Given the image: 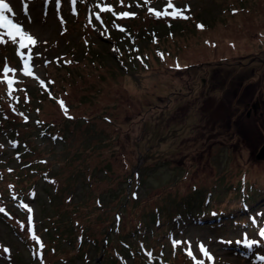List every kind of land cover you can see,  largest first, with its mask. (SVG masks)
<instances>
[{"label": "rangeland", "instance_id": "rangeland-1", "mask_svg": "<svg viewBox=\"0 0 264 264\" xmlns=\"http://www.w3.org/2000/svg\"><path fill=\"white\" fill-rule=\"evenodd\" d=\"M95 3L97 0H79L74 14L70 0H28L34 21L27 30L39 41L32 47L31 77L20 75L22 63L14 56L18 45L11 41L0 45V69L5 59L11 68L16 67V77L23 82L14 88L27 93L26 99L25 91H14L19 101H10L6 87L3 90L6 83L0 84V208L5 209L0 213V264H99L95 260L97 247L103 246L106 237L110 238L107 256L113 255L106 261L98 259L104 264H141L138 256L148 264H197V260L205 264H264L258 259L264 256V243L252 249L235 243L243 234L261 240L258 231L264 228V204L256 208L257 215L251 212L245 227L210 232L209 236L202 228L189 227L183 235L173 236L172 240L190 242L196 260L187 254L188 243L173 247L172 240L171 245L165 239L153 242L147 235L133 238V247L121 239L137 225L143 229L141 219L153 206L162 205L168 197L184 201L193 185L210 186L216 179L235 183L244 171L243 176L253 186L264 184V161L256 162L255 153L251 154L250 166H242L234 164L245 160L231 154L227 162L230 154L216 149L209 155L211 164L207 166L196 152L199 165L192 166L188 149L182 148L188 144L183 134L192 133L184 131L195 121V103L205 97L197 99L193 91L187 92L185 84L174 93L180 88V79L194 87L192 77L197 68L191 67L192 63H225L246 51L264 50L263 38L245 42L253 32H264V0H172L173 7L189 9L183 13L188 19H181L187 21L179 23L190 27L169 35L162 26L170 29L180 18L157 19L148 12L149 6L162 12L164 0H150V5L144 0H104L113 12H101ZM229 7L236 10L232 12ZM121 12L135 14L116 19L118 24L131 26V35L140 27L153 26V38L133 36L128 43L116 44L107 21L98 23L96 14L107 20ZM221 14L227 18L216 20ZM195 19L204 22L198 31L191 28L190 21ZM230 39L235 42L230 44ZM21 51L28 54L27 48ZM99 51L100 62L94 61L93 55ZM226 70V66H219L217 75L224 76ZM9 78H13L11 73ZM32 89L36 97L44 94L40 107L28 92ZM216 96H221L220 90ZM219 114L222 118L223 110ZM33 115L37 121L53 123L47 144L37 137L40 129ZM33 127L35 138L29 132ZM137 139L142 140L137 144ZM166 150L173 152L168 156L171 166L166 164ZM181 157L183 163L178 162ZM158 166L171 175H157L161 172ZM134 169L135 177L127 188ZM25 203L32 209L35 233L44 244L42 261L32 251L28 213L21 206ZM115 215L118 225L110 235ZM20 222L25 224L24 231ZM201 242L212 260L198 252ZM169 247L176 250L172 252ZM163 255L169 257L164 259Z\"/></svg>", "mask_w": 264, "mask_h": 264}, {"label": "flooded vegetation", "instance_id": "flooded-vegetation-1", "mask_svg": "<svg viewBox=\"0 0 264 264\" xmlns=\"http://www.w3.org/2000/svg\"><path fill=\"white\" fill-rule=\"evenodd\" d=\"M253 37L264 39V32H253L245 42H250ZM235 41L230 39L229 43ZM224 61L210 60L202 66H197L200 62L192 63L190 66L197 68L192 77L194 87L180 79V88L174 91L179 93L183 89L182 84H185L187 92L193 91L197 99L205 97L201 103H195V121L184 131L188 133L192 130V133L183 134L188 144H182V148L188 149V154L192 155L193 167L199 165L196 152H200L204 163L209 165V155L216 149L221 154L238 151L246 159L244 162L253 161L251 154L256 153L264 143V50L246 51L236 59ZM219 66L227 67L224 76L217 75ZM219 90L220 97L216 96ZM206 100L210 103L205 104ZM222 110L224 114L221 118L219 111Z\"/></svg>", "mask_w": 264, "mask_h": 264}, {"label": "trees", "instance_id": "trees-1", "mask_svg": "<svg viewBox=\"0 0 264 264\" xmlns=\"http://www.w3.org/2000/svg\"><path fill=\"white\" fill-rule=\"evenodd\" d=\"M228 9L232 12L236 10L231 7ZM219 18H227V15L225 16L224 14H221L219 17L216 15V20ZM84 19L86 21L87 17L84 16ZM186 21L187 20L176 19L173 21L174 23L170 26V29L163 25V32L169 35L182 31L186 29V27L183 28V24L179 22ZM190 22L193 23L191 28H194L196 31L200 29L198 25H203L204 23L202 19H195ZM115 24L116 23L112 22V20L108 22L110 33L114 36L117 44H124L123 42L126 41V43H128L133 36H144L145 38L150 37V39L153 38L151 35L155 30L153 26L147 28L142 27V30L140 29L135 35H131V26L128 23L123 22V24ZM119 28H123L126 31H120ZM173 29L175 31H173ZM101 53L102 52L100 51L99 55L95 53L93 55V60L100 62ZM7 63L9 62L7 61ZM13 68L15 69L16 67ZM33 91L34 90L32 89L30 92ZM43 96L44 94L42 93L37 95V97L32 94V97H34L33 99L35 100L36 97L38 100V107L43 104ZM33 116V120L37 121V116ZM37 122L38 126H36V128L40 129L37 133V137L43 144H47L46 139L49 138L48 135L51 132L53 123L45 122L43 120H38ZM29 132L32 137L35 138V128L33 127ZM206 189L209 190L204 192ZM227 195L230 196L227 197ZM208 196H210V198ZM262 202H264V184L253 186V184L249 183V181L243 176V173L240 174L238 181L235 183L223 182L221 179H216L210 186L200 185L196 187L194 185L193 190L185 197L184 201L174 200L168 197L164 200L162 205L153 206L148 210L149 212L146 214V217L141 219V222L144 223L143 229L139 230L140 226L137 225L135 231L122 234L121 239L123 241L125 240V243H131L134 247L132 241L133 238L135 239L140 236L146 238L148 235L151 236L150 240L153 242L165 239L170 243L173 236L181 235L182 231L189 227H198V229L202 228L207 234H210V232L218 233L224 230H234L239 227H245L249 224V212L258 207ZM262 212H264V210ZM118 219L119 217L113 225H118ZM109 242V237H106L105 241H103V248H101L100 255V257L102 256L103 261H106V259L110 257L109 255H113L109 254L107 256L106 253L107 244ZM121 249L120 246L119 251ZM138 257L141 264H148L141 256ZM101 262L102 261H100V263Z\"/></svg>", "mask_w": 264, "mask_h": 264}, {"label": "snow or ice", "instance_id": "snow-or-ice-1", "mask_svg": "<svg viewBox=\"0 0 264 264\" xmlns=\"http://www.w3.org/2000/svg\"><path fill=\"white\" fill-rule=\"evenodd\" d=\"M79 2V0H70V5L72 6L73 13L75 12V6ZM17 3H19L20 8L17 9L15 4H13L12 0H0V45H6L9 41L18 47L15 48L14 56H19L22 67L19 69L20 75L24 77H31L34 74V66L32 65V60L34 59V56L32 54V47H35L38 45L39 41L38 38L35 37L33 34H31L25 25L18 19V17L22 14L25 17L29 16L27 3L28 0H17ZM122 3V0H121ZM144 3L146 5H150V0H144ZM164 3L166 7L163 9V11H157L150 6L148 7L149 14H154L155 18H163V17H171L173 19L180 18V19H188L187 16H185L183 13L188 11L189 9L187 6L184 9H177L173 7L172 0H164ZM94 7L99 8L101 12H113V9L111 6H107L104 4V0H97V3L94 4ZM171 8L172 10L169 11L168 9ZM115 14V13H114ZM117 15L118 19H125L129 18L131 16H134V13L129 12H121ZM96 19L99 20L101 17L96 14ZM91 22V20H90ZM28 23H31V20H28ZM115 26V25H114ZM119 27V26H116ZM199 28H203V25H198ZM120 31H126L123 28H119ZM7 37V39H5ZM27 48L28 54L25 55L21 50ZM38 55V53L36 54ZM47 66V65H45ZM9 73L12 74L13 78H9ZM17 70L11 68L7 60L4 61V67L0 69V76L3 77V79H0V84L6 83V96L9 98L10 101L15 100L19 101L18 97L13 96L14 91H25V96L27 99V93L25 89H17L14 88V85L22 83L23 81L19 80L16 77ZM39 83L41 85L44 84L43 80H39ZM51 83V82H50ZM61 106L63 107V102L61 101ZM13 111H15V108L13 106ZM23 115V114H21ZM27 118L25 117V120ZM12 146L16 147V143L12 142ZM2 147V145H0ZM11 171V170H9ZM11 187V186H10ZM15 199V197H13ZM28 213L27 215V231L30 240L33 242V254L37 257H39L42 261V251L44 248V244L42 243L40 237H38L35 233L34 223H33V217L31 215L32 209L29 205L22 204L21 205ZM4 208H0V213L4 212ZM255 222V221H254ZM20 229L21 231L25 230V224L23 222H20ZM258 235L261 238L260 241H257L256 239L250 238L247 234L242 235V239L235 241L237 245H243L244 247L248 249H252L255 245L258 243H264V228H261L258 231ZM182 243H188L189 244V250H188V256L191 257L193 260H196V256L194 255L190 242L187 241H178V240H172L173 247H178ZM231 243V242H229ZM197 250L200 254H202L203 257L207 258V260H212L213 257L206 248V246L201 242L197 244ZM3 251L7 252L8 249H3ZM150 255V254H149ZM258 259L264 260V256H259ZM197 264H205L204 260H197Z\"/></svg>", "mask_w": 264, "mask_h": 264}, {"label": "bare ground", "instance_id": "bare-ground-1", "mask_svg": "<svg viewBox=\"0 0 264 264\" xmlns=\"http://www.w3.org/2000/svg\"><path fill=\"white\" fill-rule=\"evenodd\" d=\"M12 2H13V4H15V6H16V3H15V1L14 0H12ZM19 9V8H18ZM18 19H20V21L25 25V27L27 28V27H29V28H31L32 27V23H33V21H34V17L33 16H31L30 15V13H29V16L28 17H25V16H23L22 14L18 17ZM31 20V23H28V20ZM188 27H190V26H186V28H188ZM29 28H27V29H29ZM141 28V27H140ZM139 28V29H140ZM139 29H136V30H139ZM237 153V151H235L234 153H232V155H235Z\"/></svg>", "mask_w": 264, "mask_h": 264}, {"label": "water", "instance_id": "water-1", "mask_svg": "<svg viewBox=\"0 0 264 264\" xmlns=\"http://www.w3.org/2000/svg\"><path fill=\"white\" fill-rule=\"evenodd\" d=\"M255 159L264 160V143L261 145L259 150L256 152Z\"/></svg>", "mask_w": 264, "mask_h": 264}]
</instances>
